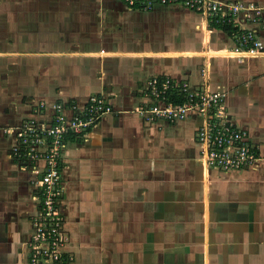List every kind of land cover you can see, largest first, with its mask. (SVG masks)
Instances as JSON below:
<instances>
[{"label":"crops","instance_id":"0c3cea01","mask_svg":"<svg viewBox=\"0 0 264 264\" xmlns=\"http://www.w3.org/2000/svg\"><path fill=\"white\" fill-rule=\"evenodd\" d=\"M217 1L255 9L228 34L180 4L0 0V264H28L38 214L37 174L13 155L16 130L29 118L49 122L55 104L71 115L101 94L114 111L62 155L75 264H264V0ZM242 31L260 51L236 50ZM165 77L224 94L257 159L209 167L202 118L138 112L148 82Z\"/></svg>","mask_w":264,"mask_h":264},{"label":"built area","instance_id":"2783aa9c","mask_svg":"<svg viewBox=\"0 0 264 264\" xmlns=\"http://www.w3.org/2000/svg\"><path fill=\"white\" fill-rule=\"evenodd\" d=\"M132 8L152 9L155 5L180 4L217 23L235 24L242 10L255 9L242 3L217 0H124ZM248 17V13H246ZM239 50L257 52L261 44L251 31L237 35ZM146 97L150 102L138 112L150 121L176 122L191 115L202 118L197 131L201 158L205 165L223 170L241 169L252 164L256 154L249 144L248 132L240 129L223 104L224 94L189 81L172 77L153 78L148 82ZM176 98H180L176 99ZM41 102V112L45 108ZM49 122L29 118L16 130L14 156L37 174L38 214L34 216L33 233L28 242V264H75V256L67 251L69 238L64 230V214L60 200L64 194L62 155L66 141L79 139L93 130L104 116L114 111L113 103L104 95H92L81 111L66 113V106L54 105ZM42 114V113H40Z\"/></svg>","mask_w":264,"mask_h":264},{"label":"trees","instance_id":"16d2710c","mask_svg":"<svg viewBox=\"0 0 264 264\" xmlns=\"http://www.w3.org/2000/svg\"><path fill=\"white\" fill-rule=\"evenodd\" d=\"M211 27H215V28H219L221 30H223L224 32L228 33V34H232V32L234 31V27L232 26V24L230 23H212L210 24ZM181 100L180 98H176Z\"/></svg>","mask_w":264,"mask_h":264},{"label":"bare ground","instance_id":"6f19581e","mask_svg":"<svg viewBox=\"0 0 264 264\" xmlns=\"http://www.w3.org/2000/svg\"><path fill=\"white\" fill-rule=\"evenodd\" d=\"M226 53V52H225ZM208 171V170H207Z\"/></svg>","mask_w":264,"mask_h":264}]
</instances>
